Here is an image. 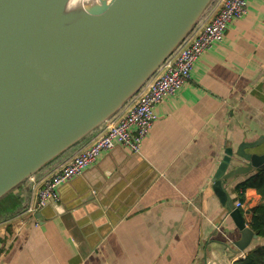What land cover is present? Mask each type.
Masks as SVG:
<instances>
[{
  "label": "crops",
  "instance_id": "obj_1",
  "mask_svg": "<svg viewBox=\"0 0 264 264\" xmlns=\"http://www.w3.org/2000/svg\"><path fill=\"white\" fill-rule=\"evenodd\" d=\"M155 114L139 153H103L59 187L56 201L26 211L51 169L11 193L18 203L0 213V264H234L264 245L259 236L245 251L233 245L239 231L212 189L228 148L227 170L246 165L240 147L262 149L255 144L264 141V0H248L246 15ZM261 171L238 173L226 188L247 225L261 198L255 186L237 187Z\"/></svg>",
  "mask_w": 264,
  "mask_h": 264
},
{
  "label": "water",
  "instance_id": "obj_2",
  "mask_svg": "<svg viewBox=\"0 0 264 264\" xmlns=\"http://www.w3.org/2000/svg\"><path fill=\"white\" fill-rule=\"evenodd\" d=\"M0 0V201L89 141L138 93L205 18L217 0ZM258 152L229 170L232 149L212 177L245 251L258 235L227 186L264 170ZM54 202V201H52Z\"/></svg>",
  "mask_w": 264,
  "mask_h": 264
},
{
  "label": "built area",
  "instance_id": "obj_3",
  "mask_svg": "<svg viewBox=\"0 0 264 264\" xmlns=\"http://www.w3.org/2000/svg\"><path fill=\"white\" fill-rule=\"evenodd\" d=\"M248 12V0H217L213 11L195 27L178 49L161 65L134 98L67 160L56 164L43 177L35 191L34 203L26 211L45 207L58 199V189L70 179L83 174L101 155L122 146L139 153L156 118L155 106L175 95L190 78L194 64L210 48L219 45L230 23ZM37 179L32 186L37 183ZM31 186V187H32ZM243 208L241 202L235 204Z\"/></svg>",
  "mask_w": 264,
  "mask_h": 264
},
{
  "label": "trees",
  "instance_id": "obj_4",
  "mask_svg": "<svg viewBox=\"0 0 264 264\" xmlns=\"http://www.w3.org/2000/svg\"><path fill=\"white\" fill-rule=\"evenodd\" d=\"M73 150L61 156L55 163L47 166L41 173L53 168L56 164L63 161ZM38 178V177H37ZM247 186H255L257 194L261 198L260 204L251 210V215L248 218V226L259 236L264 237V171L250 176L246 181L238 185L237 189H244ZM243 199V194H241ZM18 203L16 195H9L0 201V213L5 212L11 204ZM0 216H2L0 214ZM234 264H264V245H258L247 250L243 258L235 261Z\"/></svg>",
  "mask_w": 264,
  "mask_h": 264
},
{
  "label": "bare ground",
  "instance_id": "obj_5",
  "mask_svg": "<svg viewBox=\"0 0 264 264\" xmlns=\"http://www.w3.org/2000/svg\"><path fill=\"white\" fill-rule=\"evenodd\" d=\"M71 6L76 8L86 7L90 10H96L98 8V0H72Z\"/></svg>",
  "mask_w": 264,
  "mask_h": 264
}]
</instances>
